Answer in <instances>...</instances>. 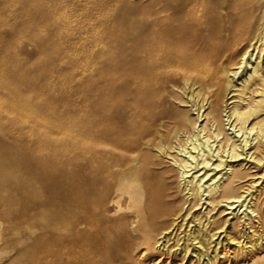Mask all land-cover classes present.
Here are the masks:
<instances>
[{
	"label": "bare ground",
	"instance_id": "6f19581e",
	"mask_svg": "<svg viewBox=\"0 0 264 264\" xmlns=\"http://www.w3.org/2000/svg\"><path fill=\"white\" fill-rule=\"evenodd\" d=\"M10 2L44 71L71 80L57 89L59 118L0 142L3 216L35 235L23 251L90 262L106 248L84 227L120 228L141 238L136 264H264L261 241L231 255L218 239L255 217L264 226L244 184L264 168V0Z\"/></svg>",
	"mask_w": 264,
	"mask_h": 264
},
{
	"label": "rangeland",
	"instance_id": "374dc122",
	"mask_svg": "<svg viewBox=\"0 0 264 264\" xmlns=\"http://www.w3.org/2000/svg\"><path fill=\"white\" fill-rule=\"evenodd\" d=\"M10 3V0H0V142H10L15 135L22 137L23 132L29 131L33 126L47 125L48 122L59 118L58 111L52 110L59 98L57 89L60 85L71 84L70 79L50 75L46 70L44 71L42 60L35 54L37 48L15 33V31L23 30V26L19 20L17 22L12 20ZM19 124L22 125L21 128ZM0 157L2 158V155ZM2 171L7 176L8 169L1 168L0 173ZM0 183L1 189L7 188L8 185L6 184L8 183L6 181L3 180ZM244 184L245 187L255 193L252 200L255 202L258 200L257 205L264 206L263 166L251 167L250 177ZM105 192L106 196L111 193L109 191ZM249 197L251 195H248L247 198ZM104 200L105 204L100 205V208L105 209V216L108 219L117 220L119 214H115L116 206L109 203L107 198ZM224 208L225 206L220 204L213 209L212 213H216L217 217ZM230 211V209H227L221 216L223 218L232 216L233 214H228ZM4 212H6V206L0 203V222L2 225L0 230V264H49L53 260L58 261L59 264H136L137 259L141 258L139 254H141L143 245L135 247L142 242L141 238L134 235L132 239L125 237L120 228L114 229V234L110 237L105 231H96L98 228L84 227V230L89 229L93 233H97L91 242L94 248L98 243H103L106 248V251H102L101 254L98 251H92L93 257L90 262L81 261L76 263L71 257V251H42L43 247L41 245L31 251H23L26 244H32L35 241V235L30 236L28 234L29 230L25 226L21 227L19 233H11L8 221L3 216ZM239 215L242 216L244 213H239ZM256 220L255 217L245 228L241 226V229L232 230V237L235 236L234 239L225 240L228 237L226 227H221V232H219L221 235L218 239L222 238L223 243L219 251L223 250L232 255L238 244L250 245L256 240L264 244V226L259 228V223ZM31 221L37 224L40 218L36 217ZM244 229L249 232L256 229V235L252 236L254 238L242 236L241 231ZM21 235L28 237L27 240L24 243L14 244V240L20 238ZM260 237L262 240H259ZM180 260L182 258L178 257L176 262L180 263Z\"/></svg>",
	"mask_w": 264,
	"mask_h": 264
}]
</instances>
